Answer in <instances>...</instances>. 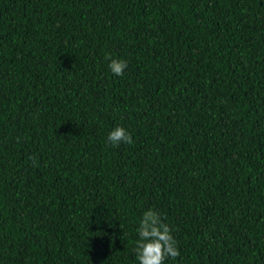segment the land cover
Segmentation results:
<instances>
[{"label": "trees", "instance_id": "trees-1", "mask_svg": "<svg viewBox=\"0 0 264 264\" xmlns=\"http://www.w3.org/2000/svg\"><path fill=\"white\" fill-rule=\"evenodd\" d=\"M148 209L264 264V0H0V264H139Z\"/></svg>", "mask_w": 264, "mask_h": 264}, {"label": "clouds", "instance_id": "clouds-1", "mask_svg": "<svg viewBox=\"0 0 264 264\" xmlns=\"http://www.w3.org/2000/svg\"><path fill=\"white\" fill-rule=\"evenodd\" d=\"M109 60L111 72L123 76L128 67L122 59H112L111 54L105 56ZM108 141L113 145L121 143L132 144V135L121 126H117L108 135ZM172 228L163 221L161 214L154 210H146L137 228L138 239L134 251L139 264H165L167 258L176 259L181 255L178 242L172 234Z\"/></svg>", "mask_w": 264, "mask_h": 264}]
</instances>
